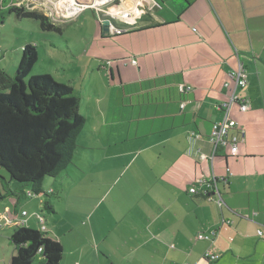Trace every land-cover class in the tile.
Returning <instances> with one entry per match:
<instances>
[{
    "label": "crops",
    "instance_id": "obj_1",
    "mask_svg": "<svg viewBox=\"0 0 264 264\" xmlns=\"http://www.w3.org/2000/svg\"><path fill=\"white\" fill-rule=\"evenodd\" d=\"M62 1L51 2V13L70 20L72 7ZM101 7L94 5L111 21L104 32L120 38L121 49L99 70L119 81L88 92V146L48 178L49 189L44 182L55 208L46 228L62 245V264H264V0H110ZM239 61L251 105L232 114L245 136L239 155L227 147L213 157L212 126ZM196 184L211 198L192 194ZM8 250L7 257L0 246V264L16 254Z\"/></svg>",
    "mask_w": 264,
    "mask_h": 264
},
{
    "label": "trees",
    "instance_id": "obj_2",
    "mask_svg": "<svg viewBox=\"0 0 264 264\" xmlns=\"http://www.w3.org/2000/svg\"><path fill=\"white\" fill-rule=\"evenodd\" d=\"M18 3L0 0V26L7 15L15 14L18 19L37 20L44 32L63 33V28L44 12ZM37 62V48L27 44L14 76L0 68V168L9 176V180L0 176V201L14 196L20 204L45 194L43 208L53 214L55 208L44 182L59 177L72 164L86 118L80 112V98L70 85L47 74L31 76ZM198 193L206 200L211 198L208 192ZM13 227L11 240L16 254L10 264H62L64 250L51 232L41 225L39 229Z\"/></svg>",
    "mask_w": 264,
    "mask_h": 264
},
{
    "label": "rangeland",
    "instance_id": "obj_3",
    "mask_svg": "<svg viewBox=\"0 0 264 264\" xmlns=\"http://www.w3.org/2000/svg\"><path fill=\"white\" fill-rule=\"evenodd\" d=\"M18 1L23 3L25 0ZM77 1L80 5L88 7L84 8L77 17L66 20V17L56 18L51 13V10L57 12V8L51 3H56V0H26L29 5L42 7V12L46 13L55 23H59L63 28L62 34L44 32L37 20L18 19L15 14L7 15L4 24L0 26V68H4L14 76L23 47L27 44L36 47L38 62L34 66L31 76L47 74L59 83L70 85L75 95L82 100L80 112L85 116L86 108L88 112L89 106H92L88 92L94 96L95 88L101 89L106 82L112 84L119 81V77L116 75L112 81V78L108 76V71L99 70V65L102 62L107 63V61L113 60L111 59L112 53L121 49V42L120 38L109 39L104 32V19L93 7L99 3V0ZM21 3L19 5H22ZM65 9L68 11V6H65ZM100 10L102 12V7ZM89 127L90 124L87 123L84 134L78 140L79 147L88 146ZM0 176L9 180L6 170L3 168H0ZM51 184H53V180L47 179L45 187L49 189ZM51 199L53 203H56L58 198L55 194ZM46 200V195L41 194L24 199L20 204L14 196L3 202L0 201V226L5 223V211L17 208L18 214H21L23 210L28 213V217H25L26 222L28 221L27 226L29 224V226L39 229L40 224L37 216L43 214L46 219L50 215L43 208ZM6 214L11 217L15 215L12 211H7ZM13 232V226L4 225L0 228V246L3 247V252L7 257L10 256L8 248L15 247L11 240ZM34 264L40 263L35 261Z\"/></svg>",
    "mask_w": 264,
    "mask_h": 264
},
{
    "label": "built area",
    "instance_id": "obj_4",
    "mask_svg": "<svg viewBox=\"0 0 264 264\" xmlns=\"http://www.w3.org/2000/svg\"><path fill=\"white\" fill-rule=\"evenodd\" d=\"M107 1L110 0H99L98 4L95 5L97 9H99L102 5H104ZM72 11L70 13L71 17L78 16L84 8L88 6L80 5L77 0H74V4L71 6ZM94 7V6H93ZM111 28V24H110ZM114 34H120L122 31L119 28L114 29ZM133 64H136V61H132ZM111 64V63H109ZM225 88L228 90L227 100L224 101L219 105V109L222 112V118L220 121L213 123L212 131L210 135V141L213 146V157L217 155V151L220 148H230L231 155L237 156L239 155V143L244 139L245 130L241 126V124L233 117V108L236 107L240 113H246L250 109L251 100L246 95V89L248 88V73L244 66V64L239 61L238 67L236 70L232 71L229 74V80L226 81L224 84ZM192 87L182 86L181 91L183 93H187L192 91ZM185 107V103L183 104ZM200 137V136H196ZM203 184V183H201ZM199 184H196L193 188L190 189L192 194H197L199 189L197 188ZM208 190L211 189L215 193H219L217 185L213 183H204ZM48 194H53V190L48 191ZM29 196H32L29 193ZM219 204L223 205L224 200L220 195ZM25 217H28V213L26 211H22L21 214H16L14 216H9L5 213L4 220L5 223L0 226L3 227L4 225L8 226H27V222ZM38 222L42 226L43 230H47L46 228V219L44 215H38ZM259 234L262 235V231H259ZM214 234L212 235H204L199 234L197 236L198 239H205L209 242H212L214 239ZM206 258L210 261H217L219 259L218 254H214L212 252L206 253Z\"/></svg>",
    "mask_w": 264,
    "mask_h": 264
},
{
    "label": "bare ground",
    "instance_id": "obj_5",
    "mask_svg": "<svg viewBox=\"0 0 264 264\" xmlns=\"http://www.w3.org/2000/svg\"><path fill=\"white\" fill-rule=\"evenodd\" d=\"M65 2L68 3V6H72V5L74 4V0H64V1H62L61 6H64V5H65ZM63 10H64V9H63ZM65 10H66V9H65ZM65 13H67V10H66Z\"/></svg>",
    "mask_w": 264,
    "mask_h": 264
},
{
    "label": "water",
    "instance_id": "obj_6",
    "mask_svg": "<svg viewBox=\"0 0 264 264\" xmlns=\"http://www.w3.org/2000/svg\"><path fill=\"white\" fill-rule=\"evenodd\" d=\"M110 24H111V21L110 20L104 21V31L110 30L109 29Z\"/></svg>",
    "mask_w": 264,
    "mask_h": 264
}]
</instances>
